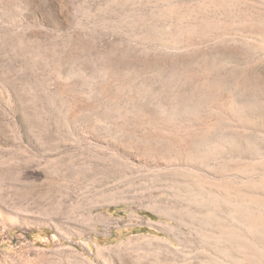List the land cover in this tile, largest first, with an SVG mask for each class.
<instances>
[{"label": "rangeland", "instance_id": "rangeland-1", "mask_svg": "<svg viewBox=\"0 0 264 264\" xmlns=\"http://www.w3.org/2000/svg\"><path fill=\"white\" fill-rule=\"evenodd\" d=\"M0 264H264V0H0Z\"/></svg>", "mask_w": 264, "mask_h": 264}]
</instances>
